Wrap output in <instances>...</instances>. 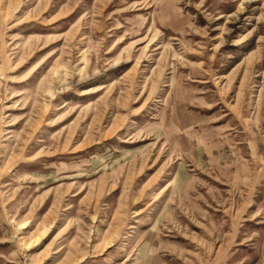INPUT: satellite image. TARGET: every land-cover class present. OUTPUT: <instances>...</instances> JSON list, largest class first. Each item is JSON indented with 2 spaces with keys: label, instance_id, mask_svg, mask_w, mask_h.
I'll return each instance as SVG.
<instances>
[{
  "label": "rangeland",
  "instance_id": "1",
  "mask_svg": "<svg viewBox=\"0 0 264 264\" xmlns=\"http://www.w3.org/2000/svg\"><path fill=\"white\" fill-rule=\"evenodd\" d=\"M0 264H264V0H0Z\"/></svg>",
  "mask_w": 264,
  "mask_h": 264
},
{
  "label": "bare ground",
  "instance_id": "2",
  "mask_svg": "<svg viewBox=\"0 0 264 264\" xmlns=\"http://www.w3.org/2000/svg\"><path fill=\"white\" fill-rule=\"evenodd\" d=\"M5 109H10V106H9V105H8V106H6V107H5Z\"/></svg>",
  "mask_w": 264,
  "mask_h": 264
}]
</instances>
